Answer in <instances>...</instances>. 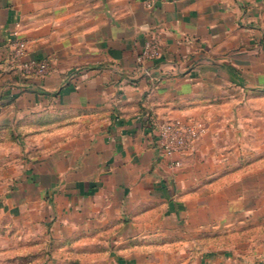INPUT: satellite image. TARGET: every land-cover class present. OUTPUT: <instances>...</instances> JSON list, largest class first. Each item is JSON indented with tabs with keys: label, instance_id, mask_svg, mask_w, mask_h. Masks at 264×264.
<instances>
[{
	"label": "crops",
	"instance_id": "crops-1",
	"mask_svg": "<svg viewBox=\"0 0 264 264\" xmlns=\"http://www.w3.org/2000/svg\"><path fill=\"white\" fill-rule=\"evenodd\" d=\"M153 32L161 54L138 64ZM17 38L45 75L10 64ZM176 117L206 126L179 167L155 146ZM3 185L0 210L43 205L68 234L117 227L124 248L155 217L197 264H264V0H0Z\"/></svg>",
	"mask_w": 264,
	"mask_h": 264
},
{
	"label": "rangeland",
	"instance_id": "rangeland-1",
	"mask_svg": "<svg viewBox=\"0 0 264 264\" xmlns=\"http://www.w3.org/2000/svg\"><path fill=\"white\" fill-rule=\"evenodd\" d=\"M21 156V155H19ZM4 160L11 164L4 174L23 169L21 159ZM9 188L0 186V196ZM37 209L46 216L32 219L27 213L10 216L0 210V264H197L198 252L190 251L191 239L186 228L178 229V235L154 234L155 217L138 220L133 231L146 226L149 233L136 234L124 248H117L121 234L115 229L101 228L94 233L73 229L67 233L51 209L39 205ZM62 224V225H61ZM168 227L173 226L167 222ZM176 227V225H175ZM146 230V229H145ZM157 235V236H156ZM179 239H178V238ZM122 239V238H121ZM198 242H202L198 238ZM123 242V241H120Z\"/></svg>",
	"mask_w": 264,
	"mask_h": 264
},
{
	"label": "built area",
	"instance_id": "built-area-1",
	"mask_svg": "<svg viewBox=\"0 0 264 264\" xmlns=\"http://www.w3.org/2000/svg\"><path fill=\"white\" fill-rule=\"evenodd\" d=\"M147 4H150V0H147ZM26 50V41L22 38L15 39L9 51L10 64L24 75H45L51 68V58H25ZM160 54V37L157 32H153L145 38L136 54V62L142 65ZM156 127L155 146L159 154L173 167L182 164V154L191 151L196 140L206 131L203 122L179 117L163 120Z\"/></svg>",
	"mask_w": 264,
	"mask_h": 264
}]
</instances>
